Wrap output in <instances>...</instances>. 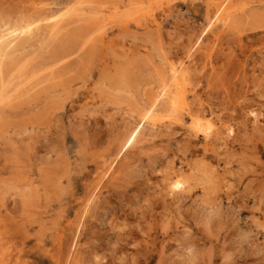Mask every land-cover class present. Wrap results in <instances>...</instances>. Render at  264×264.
<instances>
[{
  "label": "rangeland",
  "instance_id": "rangeland-1",
  "mask_svg": "<svg viewBox=\"0 0 264 264\" xmlns=\"http://www.w3.org/2000/svg\"><path fill=\"white\" fill-rule=\"evenodd\" d=\"M3 27L0 264H264V0H0ZM180 62L179 119L148 126Z\"/></svg>",
  "mask_w": 264,
  "mask_h": 264
},
{
  "label": "bare ground",
  "instance_id": "bare-ground-1",
  "mask_svg": "<svg viewBox=\"0 0 264 264\" xmlns=\"http://www.w3.org/2000/svg\"><path fill=\"white\" fill-rule=\"evenodd\" d=\"M74 1V0H73ZM71 2H72V0H71ZM148 2V1H147ZM221 2V1H220ZM232 2H234V1H232ZM75 3H76V1H75ZM90 3V2H89ZM216 4H217V2H215ZM45 4H47V3H45ZM86 4V3H85ZM212 4H214V3H212ZM219 4V3H218ZM89 5H91V4H89ZM93 5V4H92ZM95 5V4H94ZM150 5V4H149ZM158 5V4H157ZM46 6V5H45ZM50 6V5H49ZM95 6H97V5H95ZM217 6V5H216ZM47 7V6H46ZM105 7V6H104ZM224 7V6H223ZM226 8H229V7H227V6H225ZM76 8V7H75ZM68 9V8H67ZM67 9H66V12H67ZM72 9V8H71ZM207 10V9H206ZM225 10V9H224ZM47 11V10H46ZM98 11V10H97ZM100 11V10H99ZM208 11V10H207ZM227 11V10H226ZM226 11H224V12H222V15H221V17L223 16H225V18L227 17V16H229L228 15V11L226 12ZM248 11V10H247ZM62 12V11H61ZM68 12H71V11H68ZM115 12V11H114ZM213 12V11H212ZM220 11H219V9H217V12H216V14H218ZM250 12V11H249ZM58 13H59V11H58ZM64 13H65V10H64ZM91 13V12H90ZM98 13V12H97ZM96 13V14H97ZM60 14V13H59ZM70 14V13H69ZM101 15H102V13H100ZM53 15H55L54 13H53ZM64 15V14H63ZM93 15V14H92ZM100 15V16H101ZM235 15V14H234ZM248 15V14H247ZM250 15V14H249ZM57 16H58V14H57ZM65 16V15H64ZM72 16V15H71ZM81 16V15H80ZM86 16V15H85ZM88 16V15H87ZM89 16H91V15H89ZM88 16V17H89ZM99 16V15H98ZM39 17V16H38ZM45 17V16H44ZM66 17H68V16H66ZM83 17V16H82ZM248 17H250V16H248ZM50 18H51V16H50ZM49 18V19H50ZM63 18V17H62ZM62 18H60V21L62 20ZM65 18V17H64ZM63 18V19H64ZM124 18V17H123ZM34 19V18H33ZM38 19V18H37ZM44 19V18H43ZM56 19V21H57V24H59L58 23V20H57V18H55ZM54 19V20H55ZM112 19V18H111ZM131 19V18H130ZM227 19V18H226ZM24 20V19H23ZM136 20V19H135ZM218 20H219V18H218ZM39 21V20H38ZM68 21V20H67ZM211 21V20H210ZM45 22V21H44ZM50 22V21H49ZM55 22V21H54ZM64 22H65V20H64ZM76 22V21H75ZM80 22V21H79ZM110 22V21H109ZM214 22H216V21H214ZM213 22V23H214ZM222 22V21H221ZM230 22V21H229ZM73 23V22H72ZM71 23V25H73ZM77 23V22H76ZM75 23V24H76ZM30 24H33V23H30ZM41 24V27H42V23H40ZM45 24V23H44ZM50 24V23H49ZM52 24V23H51ZM50 24V25H51ZM6 25V24H5ZM36 25V24H35ZM210 25V24H209ZM13 26V25H12ZM57 26V25H56ZM11 27V26H10ZM67 27V26H66ZM13 28V27H12ZM22 28V27H21ZM35 28V27H34ZM48 28V27H47ZM49 28H51V27H49ZM53 28V27H52ZM51 28V29H52ZM25 29V28H24ZM40 29V28H39ZM39 29H37V30H39ZM51 29H48V30H50V31H52ZM54 30H55V28H53ZM32 30V29H31ZM19 31V30H18ZM24 31V30H23ZM57 31H60V28H59V30H57ZM56 30L53 32V33H55V32H57ZM91 31V30H90ZM93 31V30H92ZM22 32V31H21ZM21 32H17L16 31V29H8L7 27H3L2 29H1V31H0V49H3V50H7V49H12L13 48V46H15V42L17 41V39H18V37H19V34H21ZM36 32V31H35ZM49 32V31H48ZM47 32V33H48ZM27 33V32H26ZM31 33H32V31H31ZM52 33V32H51ZM50 33V34H51ZM56 34H58V33H56ZM55 34V35H56ZM93 34V33H92ZM25 35V34H24ZM27 36H28V34H27ZM32 36H33V34H32ZM51 36H52V34H51ZM91 36V35H90ZM53 37H54V34H53ZM29 40V39H28ZM27 40V41H28ZM23 42V41H22ZM86 43V42H85ZM196 47V46H195ZM16 50H17V48H16ZM8 52V51H7ZM193 53V52H192ZM72 54V53H71ZM6 56V55H5ZM4 56V57H5ZM65 57V56H64ZM67 57V56H66ZM3 58V57H2ZM63 58V57H62ZM61 58V59H62ZM63 60H64V58H63ZM5 61V60H4ZM59 61V60H58ZM210 61V60H209ZM6 62V61H5ZM4 63V62H3ZM58 63H60V61L58 62ZM25 64V63H24ZM27 64V63H26ZM25 64V65H26ZM15 65H17V64H15ZM20 66H21V64H19ZM13 66V65H12ZM27 66V65H26ZM25 66V67H26ZM24 67V68H25ZM1 68H2V66H0V92H2V91H4L7 87H8V85H10L9 84V82L7 81V80H5L4 78H3V76H2V70H1ZM23 67L21 66V69H22ZM23 68V69H24ZM62 68V67H61ZM202 68V67H201ZM21 69H19V71H18V73L15 71V73H17L18 75H17V78H19L20 77V75H21V71H23V70H21ZM48 69V68H47ZM52 69V68H51ZM25 70V69H24ZM40 70V69H39ZM44 71H45V69H43ZM43 70H40V71H43ZM50 70V69H49ZM31 72H33V71H31ZM62 72V71H61ZM189 72V71H188ZM15 73H10V75L11 74H15ZM48 73H50V71L48 72ZM187 72H186V68H185V66L184 65H182V62H180V64L178 65V66H171L170 68H169V70L166 72V74H164L162 77H161V80H160V90L157 92H152L151 93V95L149 96V98H148V103L145 105V106H143V108L140 110V117H141V121L142 122H144V123H146L147 125L148 124H154V123H156V122H161L165 117L164 116H166V117H169L170 119H179L177 116L179 115V109H180V106H181V104L183 103V101H184V97H185V90H184V85H185V83H187V82H185L184 83V79H185V76L187 75L186 74ZM30 74V73H29ZM32 74V73H31ZM30 74V75H31ZM34 74H35V72H34ZM33 74V75H34ZM61 74V73H60ZM28 75V74H27ZM40 75V74H39ZM45 75V74H44ZM7 76V75H6ZM13 76V78H14V75H12ZM11 76V77H12ZM35 76V75H34ZM43 76V75H42ZM46 76V75H45ZM47 76H48V74H47ZM46 76V77H47ZM7 77H9V76H7ZM6 77V78H7ZM31 77V76H30ZM29 77V78H30ZM26 78H27V76L25 77L24 76V78H22V79H25L26 80ZM29 78H27V80L29 79ZM41 78V77H40ZM42 78H44V77H42ZM186 78H188L187 76H186ZM21 79V80H22ZM34 80V78H30L29 80ZM46 79V78H45ZM13 80V79H12ZM43 80V79H42ZM38 81V80H37ZM11 82H13V81H11ZM28 82H30V81H28ZM36 82V81H35ZM189 82V81H188ZM14 83V82H13ZM16 83V82H15ZM22 83H24V81L23 82H21V84ZM42 83V82H41ZM12 84V83H11ZM21 84H20V88L25 84H23L22 86H21ZM34 84V83H33ZM19 85V84H18ZM17 85V86H18ZM27 85V84H26ZM26 85H24V86H26ZM29 85V84H28ZM37 85H39V84H37ZM187 86V85H186ZM14 86L12 85V88H13ZM16 87V86H15ZM29 87V86H28ZM24 88V87H23ZM27 88L25 87V90H26ZM12 90V89H11ZM22 90V89H21ZM24 90V89H23ZM22 90V91H23ZM22 91H20V92H22ZM6 93H7V91H5ZM12 93V92H11ZM24 93V92H23ZM3 96H4V94H3ZM29 96V95H28ZM22 97V96H21ZM2 98V97H1ZM14 98V97H13ZM28 100V99H27ZM146 100V99H145ZM29 101V100H28ZM160 101H162V103H163V109L162 110H159L158 111V109H157V104L160 102ZM186 106V105H185ZM161 107V106H160ZM184 107V106H183ZM161 109V108H160ZM180 116V115H179ZM138 117V116H137ZM181 118V117H180ZM140 119V118H139ZM166 119V118H165ZM191 122H190V125H189V127H190V129L192 130V132H195V131H197V132H199V133H201V135H203L202 137L205 139V140H208V137H209V134H210V131L211 130H209V128H211V127H213L212 126V124L210 125L209 124V122H207L211 127H209V126H205V127H201L200 125V123H199V121L200 120H198L199 119V116H191ZM168 120V119H167ZM181 121H182V118H181ZM159 122V123H160ZM143 123V124H144ZM142 124V125H143ZM156 124H158V123H156ZM163 124V123H162ZM226 124V123H225ZM231 125V124H230ZM149 126V125H148ZM188 127V128H189ZM215 127V126H214ZM211 128V129H215V128ZM141 128H142V126H140V125H136L133 129H132V131L128 134V136H127V138H126V140L124 141V143H123V145H122V147H124L125 145H127V147H129V146H131L134 142H135V140H138V139H136V138H139V137H137L138 136V134L140 133V130H141ZM223 130L224 131H226V133H231L232 132V127L231 126H228V125H223ZM217 129V128H216ZM142 131V130H141ZM215 131V130H214ZM196 133V132H195ZM211 133H213V131L211 132ZM198 134V133H197ZM196 134V135H197ZM221 135V134H220ZM141 136V135H140ZM146 136V135H145ZM211 136H212V134H211ZM195 137V136H194ZM143 138H146V137H143ZM140 139H142V138H140ZM143 140H146V139H143ZM148 140V139H147ZM146 140V141H147ZM121 141H119V143H120ZM121 144V143H120ZM140 144V143H139ZM138 145V144H137ZM135 146V145H134ZM138 146H140V145H138ZM140 147H142V146H140ZM131 148V147H130ZM129 148V149H130ZM124 149V148H123ZM126 149V148H125ZM132 149V148H131ZM140 149V148H139ZM120 150H121V148H120ZM127 150V149H126ZM133 150V149H132ZM122 153V152H121ZM118 156V155H117ZM111 158V157H110ZM21 162V161H20ZM105 162H106V160L105 159H103L102 161H101V166L99 167V170H100V172H102L103 170H102V168H104V166H105ZM118 162V161H117ZM114 165V164H113ZM121 167V166H120ZM171 168V167H170ZM110 169H112V168H110ZM118 169V168H117ZM112 171V170H111ZM117 172V171H116ZM106 173V172H105ZM216 173V172H215ZM99 174V173H98ZM107 175V174H106ZM113 175H115V173L113 174ZM167 176V175H166ZM112 177H114V176H112ZM165 177V176H164ZM166 178V177H165ZM105 181V180H104ZM166 182V181H165ZM185 183H186V180L184 179V177L182 176V172H178V171H173L168 177H167V186H168V189H169V191H171V192H173V191H176V190H182L184 187H185ZM95 184V183H94ZM100 184V183H99ZM102 185V184H101ZM165 187V186H164ZM97 188V187H96ZM99 188V187H98ZM166 189V188H165ZM94 190H95V188H94ZM167 190V189H166ZM174 193V192H173ZM167 196V195H166ZM90 201V200H89ZM88 201V202H89ZM87 206V205H86ZM82 213H84V212H82ZM80 216V215H79ZM70 217V216H69ZM82 217H83V215H82ZM80 221V220H79ZM2 226H3V224H2ZM77 226V225H76ZM67 227V226H66ZM150 230V229H149ZM76 232H77V230H76ZM74 233V232H73ZM77 234V233H76ZM77 237V236H76ZM73 238H75V235L73 236ZM64 239V238H63ZM67 239V238H66ZM63 244V243H62ZM76 244V243H75ZM74 246H76V245H74ZM71 247H73L72 246V244H71ZM144 247V246H143ZM74 248V247H73ZM71 252V251H70ZM69 253V252H68ZM72 253V252H71ZM40 254V253H39ZM73 254V253H72ZM72 254H71V257H72ZM67 255H69V254H67ZM32 256V255H31ZM35 257V256H34ZM39 257V256H38ZM42 257V256H41ZM36 258V257H35ZM67 258H68V256H67ZM66 258V259H67ZM69 259V258H68ZM20 260V259H19ZM33 260V259H32ZM47 260V259H46ZM81 260V259H80ZM44 261V260H43ZM68 263H70V262H68ZM27 264V263H26ZM34 264V263H33Z\"/></svg>",
  "mask_w": 264,
  "mask_h": 264
}]
</instances>
